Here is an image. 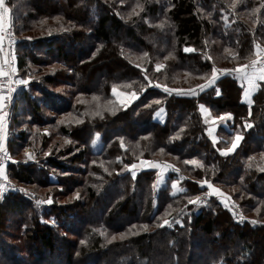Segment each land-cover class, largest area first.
<instances>
[{"label": "trees", "instance_id": "obj_1", "mask_svg": "<svg viewBox=\"0 0 264 264\" xmlns=\"http://www.w3.org/2000/svg\"><path fill=\"white\" fill-rule=\"evenodd\" d=\"M4 6L20 39L17 75L30 80L12 98L8 143L36 158L6 167L31 191L0 195V264H264V81L245 103L233 71L264 48V0ZM131 93L124 108L119 98ZM237 133L238 146L221 155ZM141 160L166 176L147 168L133 178L126 165ZM204 181L262 224L236 221L218 197L189 203L207 193ZM173 183L183 191L173 195ZM49 198L48 211L35 204Z\"/></svg>", "mask_w": 264, "mask_h": 264}, {"label": "snow or ice", "instance_id": "obj_2", "mask_svg": "<svg viewBox=\"0 0 264 264\" xmlns=\"http://www.w3.org/2000/svg\"><path fill=\"white\" fill-rule=\"evenodd\" d=\"M0 9H2V11H0V53H3V41L5 39V19L9 17V9L7 7L4 6V0H0ZM255 11V10H254ZM12 43H14V41H12ZM256 48H257V55L259 56L260 55V52L264 51V49H260V46L257 44L256 45ZM194 51V49L192 48H185V52H192ZM146 55V54H145ZM14 55H13V60H14ZM210 59V58H209ZM259 63L258 60H252L251 61V65H244L242 67H239V68H236L234 69L233 71L236 73V76H237V79L241 80V81H244L248 84V89L244 92V96L245 97H248L249 95V92L254 89V88H257L258 85L256 83L257 80H262L264 81V66L262 67H259L257 68V64ZM4 65H8V71H5V67ZM162 65H157L156 68L157 70H159V68H161ZM248 67H251L252 68V71L249 72V71H246V69ZM217 69L214 67L212 69V77L211 79L208 81V85L207 86H211L213 84H215L216 82V79H218V76H217ZM222 72H228L229 70H220ZM16 73V68L14 66H12L11 62L5 58L3 60L2 63H0V77H5V76H10V75H14ZM15 83L17 86H20V85H24V86H27L29 83H30V80L29 79H24V78H21V79H16L15 81L9 79L8 80V89H7V95L4 94L3 92V85H0V179H4L6 180L7 179V176H6V173H5V166H4V160L6 159H10V157L8 156V152H7V149L5 147V141H6V124L4 123L5 121V117L7 115V113H3V108L5 107V101H10L12 99V96L11 94L15 91H17L16 88H13L11 87V85ZM159 87V85H157ZM204 90V86H201V91ZM163 91L166 92V93H169L171 94L172 89H169L167 87H164L163 88ZM113 94L114 95H117L119 96L120 93H117L115 88L113 89ZM185 94H190V95H195L196 93L195 92H190V93H185ZM220 92L219 90H217V95H219ZM137 97L135 96V94H133L130 99L126 100V101H122V103L124 104L125 107H127V105L129 103H131L132 100L136 99ZM156 103H159V101L157 100ZM200 108L202 109V111H205L207 112V109L205 108L204 105H201ZM161 112H163L164 110L161 109L160 110ZM99 114V113H97ZM115 114V113H113ZM228 119H231V114L228 113V114H222L220 115L219 117H216L213 119L212 123L215 124L217 120H220V121H227ZM63 122V121H61ZM79 122V121H78ZM247 127H251L252 125L250 124H247L246 125ZM212 131H214V129H211L209 131V135L211 136L212 135ZM243 137L237 133L232 141V144L230 147H227V148H224V149H220V154L221 155H228L230 153H232L235 148L238 146L239 142L241 141ZM214 142H215V138H213ZM96 141H93V144H95ZM123 147V144L121 145ZM27 158L29 160L31 159H34V156L30 153H28V151L26 150L25 152ZM185 163H197V161L193 160V161H185ZM141 165H145L147 164L148 167H152V168H157V167H161L160 165L158 164H155L153 162H149V161H141L140 162ZM126 167L129 168V170H133V169H136L138 167L137 164H132V165H126ZM165 167H170V166H165ZM264 170V169H262ZM132 175H133V178H135L136 176V173L135 171H132ZM206 183L207 184V187L208 189L210 190V193L212 194H217V195H222V193L219 192L218 189H216L210 182H207V181H204L202 182V186L203 184ZM4 188H5V185L3 184H0V195L3 194L4 192ZM172 188H173V195H175L176 191H183V189H178L177 188V184L176 183H173L172 184ZM20 191H24L23 189H21ZM77 198H79V194H77ZM43 203H48V204H51L52 203V200L51 198H49L47 201H44V200H38L37 201V204H43ZM189 203L191 204H197V203H204V201H201L200 200V197H196L195 199H189ZM177 223H179V221H176ZM251 223L255 224L257 223L256 221H251ZM165 225H170V221L165 219L163 220V223L159 225V227H164ZM135 227V226H133ZM144 229L146 230L147 229V225H144L143 226ZM123 238V234H122V237ZM113 239H115V237H113ZM81 243H84V241H81Z\"/></svg>", "mask_w": 264, "mask_h": 264}, {"label": "built area", "instance_id": "obj_3", "mask_svg": "<svg viewBox=\"0 0 264 264\" xmlns=\"http://www.w3.org/2000/svg\"><path fill=\"white\" fill-rule=\"evenodd\" d=\"M4 23H5V33H4L5 39H4L3 45H2L3 46V54L5 55V58H7L11 62L12 66H14L16 68V62H15V60H13V59L10 58L8 52L11 49H16V47L18 46V44L20 42V39H19L18 36H16L13 33V31L11 29V26L9 25V22H8L7 18L5 19V22ZM12 41H14V43H12ZM258 61H259V63L257 64V68L264 66V54L258 59ZM247 65L250 66L251 63H249ZM4 67H5V71H8L9 70L8 69V65H4ZM248 70L251 71L252 68L251 67H248L246 69V71H248ZM9 79H11L13 81H15L16 79H20L18 77V75H17V70H16V73L14 75L0 77V85H3V92H4L5 95H7V89L9 87V85H8V80ZM11 87L16 88L17 91H18V90H21V89H25L26 86H24V85L17 86L15 83H13L11 85ZM17 91H15V92H13L11 94L12 98H13L14 94ZM11 101H12V99L10 101H5V109H8L9 108V106L11 104ZM6 142H7V138H6L5 143ZM28 153H31V152L28 151ZM0 155H2V154H0ZM8 156L10 157V159L4 160V166H5V168L7 166H9V165H16L18 163L9 154V152H8ZM22 164H30L29 163V159L27 158V156H26L25 162H22ZM0 184L5 185L3 194H8V193H19V194H23V191L17 190L14 187V185L11 182L7 181V180L0 179ZM209 197L210 196H209L208 193L200 196V200L201 201H204V203H197V205L198 206H204L206 204L207 199ZM226 209L230 212V214L235 218L236 221L242 222V221L245 220V218L243 217V214H242V212H241V210H240V208H239V206L237 204H235L233 202L226 203ZM257 225H260V224H257Z\"/></svg>", "mask_w": 264, "mask_h": 264}, {"label": "rangeland", "instance_id": "obj_4", "mask_svg": "<svg viewBox=\"0 0 264 264\" xmlns=\"http://www.w3.org/2000/svg\"><path fill=\"white\" fill-rule=\"evenodd\" d=\"M7 20H8V18H7ZM8 22H9V20H8ZM10 25V24H9ZM260 49H264V48H260ZM264 54V51H262V52H260V55L258 56L259 58L262 56ZM257 57V58H258ZM258 58V59H259ZM257 59V60H258ZM247 65V64H246ZM249 72H250V70H248ZM211 79V78H210ZM209 79V80H210ZM208 80V81H209ZM133 94H135V96H137L138 95V93H131L129 96H127L128 94H121V98H119V100H120V103L123 105V107L125 108V106H124V104L122 103V101H126V100H128V99H130V97L133 95ZM39 99H42V98H40L39 97ZM132 101H134V100H132ZM131 101V102H132ZM130 104V103H129ZM128 104V105H129ZM127 105V106H128ZM26 111L24 112H22V123L23 124H25V123H27V121H28V117L26 116ZM163 120V119H162ZM161 120V121H162ZM24 129V131H26V133H28L27 131H29V126H27V125H24L23 126V128H22V130ZM34 130L31 128V132H33ZM6 138H7V142L5 143V147H6V149H7V152H9V150H8V147L9 148H11V150L13 151V158H14V160H16L17 162H20V163H22V162H25V159H26V154H25V152H26V150L27 151H30L31 152V150L30 149H23V147L22 146H20L19 148H17L16 147V145L14 146L13 145V143L12 142H10L9 141V143H8V136L6 135ZM10 154V153H9ZM30 154H32L33 156H34V159H31V160H29V163H33L34 161H35V155L31 152ZM141 161H145V160H141ZM140 161V162H141ZM149 161V160H148ZM140 162L137 164L138 165V167L136 168V169H133L132 171H140L141 169H151V170H155V169H157L158 171H159V169H160V167H157V168H152V167H148L147 166V164H145V165H141L140 164ZM149 162H151V161H149ZM154 163V162H153ZM165 164V163H164ZM159 165V164H158ZM166 172H167V170L166 169H161V171H159V173L161 174V177H164V176H166ZM7 181H9L8 180V178H7ZM10 182V181H9ZM12 183V182H11ZM13 185H14V187L17 189V190H21V189H23L24 191H23V194H21V195H23V196H25V197H29V193H30V188H25L24 186H22V185H19V184H16V183H12ZM217 189V188H216ZM220 193H222L221 191H219ZM40 193H45V191H43V190H41L40 191ZM42 195V194H41ZM230 197L229 196H227V195H218V198L217 199H219V201L221 202V204L226 208V203H229V202H233V203H235L234 201H232L231 199H229ZM45 201H47V200H45ZM62 201H60V203H61ZM38 207H41V208H43V209H46L47 210V207L48 206H51V204H48V203H43V204H37V202L35 203ZM236 204V203H235ZM241 210V209H240ZM48 211V210H47ZM242 212V211H241ZM69 213V212H68ZM243 214V213H242ZM243 217L245 218V220L246 221H248V222H251L252 220L251 219H249L246 215H245V213L243 214ZM54 219V218H53ZM42 222L43 223H46V224H48V225H50L51 227H53V226H56V223H54L53 222V220H52V218H51V220L50 219H46L45 218V216H43V218H42ZM257 223H255L254 225H257V224H262L261 222H259V221H256ZM57 230L58 231H60L61 233H63L62 232V230H61V228H57ZM6 231H11V232H13L14 231V229L12 228V227H8L7 225H6ZM4 238H6V237H4ZM9 241V240H8Z\"/></svg>", "mask_w": 264, "mask_h": 264}, {"label": "crops", "instance_id": "obj_5", "mask_svg": "<svg viewBox=\"0 0 264 264\" xmlns=\"http://www.w3.org/2000/svg\"><path fill=\"white\" fill-rule=\"evenodd\" d=\"M0 11H2V9H0ZM8 54H9L10 58L13 59V55H14V57H15V49H11V50H9ZM4 59H5V55H4L3 53H0V63H2ZM14 60H16V59L14 58ZM251 71H252V70H251ZM251 71H250V72H251ZM261 81H262V80H257V81H256L258 87L252 89V90L249 92L248 97L243 96V97H244V102H245V103H249V102H250V96L258 90V88H259V83H260ZM243 83H244V92H245V91L248 89V84H247L246 82H244V81H243ZM10 105H11V104H10ZM9 110H10V106H9L8 109H5V107L3 108V113H7V115H6V117H5V121H4V123L6 124V134H7V126H8ZM5 173H6V176H7L6 168H5ZM6 180H7V179H6ZM207 193H208L209 196H211V197H218L217 194H212V193H210V190H209V189L207 190Z\"/></svg>", "mask_w": 264, "mask_h": 264}]
</instances>
